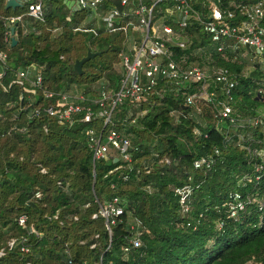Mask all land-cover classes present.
<instances>
[{
  "label": "trees",
  "instance_id": "obj_1",
  "mask_svg": "<svg viewBox=\"0 0 264 264\" xmlns=\"http://www.w3.org/2000/svg\"><path fill=\"white\" fill-rule=\"evenodd\" d=\"M200 1L192 5L202 14ZM229 1L223 0L227 8ZM167 4L157 3L152 19L185 39L184 47H172V58L204 49L210 66L226 68L236 79L227 100L234 112L246 119L264 111L262 57L252 52L261 62L244 72L234 52L217 51L197 20L179 28ZM16 9L0 0V50L7 53L5 65L0 62V264H264V204L259 209L256 203L264 170H255L261 159L250 151L264 146L261 132L217 119L212 106L184 104L191 85L175 91L159 82L136 107L129 99L117 105L107 124L128 134L130 161L94 162L85 130L99 129L100 120L59 125L44 112L30 116L46 101L30 102L26 86L9 83L18 68L34 65L49 90L71 88L85 97L115 92L123 76L119 53L131 31H105L95 27L90 11L69 13L48 4L43 20L24 17L12 45L4 40L3 17ZM78 26L96 32L74 30ZM87 49L101 54L84 62L79 75L73 64ZM214 85L215 98H226L222 84ZM141 109L145 113L131 123ZM201 157L212 159L208 169L193 167ZM184 189L186 211L178 193ZM235 195L245 206L231 216L228 203ZM113 197L122 214L106 223L98 210ZM20 215L24 225L17 223ZM134 238L140 246H132ZM22 244L28 252L20 251Z\"/></svg>",
  "mask_w": 264,
  "mask_h": 264
},
{
  "label": "built area",
  "instance_id": "obj_2",
  "mask_svg": "<svg viewBox=\"0 0 264 264\" xmlns=\"http://www.w3.org/2000/svg\"><path fill=\"white\" fill-rule=\"evenodd\" d=\"M17 1L19 3L17 7H23V11L3 17L4 25L7 28L4 33V40H9V42H11L12 36L16 38V34L11 33V27H14V30L18 26L22 27L24 17L43 20L45 5L53 2L52 0ZM109 1L117 3V6H105V0H56V3H59L69 13L90 11L105 31L121 30L125 34L128 30L131 31L125 42V50L119 53L123 76L117 91L104 90L96 97H85L80 92L69 90L55 92L43 86L42 76L37 72L34 65L25 69L18 68L13 73L9 85L15 83L22 87L26 86L24 89L30 102H38L40 97L43 102L46 101L43 105H36L30 116L44 112L59 125L70 124L74 121L90 123L95 119L100 120L99 129L90 126L85 130L93 161L103 158L114 161H130L128 134L124 133L123 130L107 127L117 105L125 99H129L133 103V107H136L140 100L145 99V94L151 92L159 82L168 84L170 90L175 91L181 87H187L186 85H191L193 89L186 94L184 104L212 106L214 116L217 119H228L240 127L245 125L254 127L261 132L264 140V111L244 119L236 114L227 103V100H231L229 90L236 83L232 74L223 67L206 66L204 68L205 65L199 66L197 63L187 62L189 57L186 54H183L179 61L174 60L172 47H184L185 39L160 18L158 20L152 19L153 7L157 3H169L165 6V11L169 15H173L172 21L179 28H185L189 20H197L201 25V30L207 34L211 42L218 44L217 51H222L226 47L234 52L243 46L253 53H258L264 60V27L261 25L264 16L263 0H256L253 3H243V0H230L228 8L224 6L223 0H199L202 14L199 13L200 10L194 9L193 0ZM79 29L96 32L95 27L80 28L78 26L74 28V30ZM132 32H135L136 35H132ZM6 58L7 53L0 50V62L4 65ZM2 74L3 72H0V77ZM217 83L222 84L221 90L226 94V98L224 97L223 100L215 98L214 84ZM257 91L259 94L261 93V89ZM144 113V109L136 112L130 120L131 123L134 122L137 115ZM194 132L197 133L196 128ZM247 150L249 149L247 148ZM250 151L253 156L261 159V162L255 165V170H264V163L262 162L264 160V146L253 148ZM211 161V158L201 157L193 161V167L195 169H208ZM178 193H180L179 203L183 211H186L188 209L186 198L189 191L184 189ZM35 196L39 197L40 193L36 192ZM118 201L117 197H113L100 206L98 213L105 218L106 223H113V217L122 214V208ZM256 203L261 209L264 204V184L263 193L256 200ZM228 205L231 216L236 215L237 211L244 209L245 206L237 195ZM25 220L26 216L20 215L17 220L18 225H24ZM107 228L109 229V226ZM13 243L14 240L8 241V247L11 248ZM131 243L133 247H138L141 244L139 238L132 239ZM128 248L125 247L124 251H127ZM20 251L26 253L28 247L22 244Z\"/></svg>",
  "mask_w": 264,
  "mask_h": 264
},
{
  "label": "rangeland",
  "instance_id": "obj_3",
  "mask_svg": "<svg viewBox=\"0 0 264 264\" xmlns=\"http://www.w3.org/2000/svg\"><path fill=\"white\" fill-rule=\"evenodd\" d=\"M50 6L52 8H54L55 6H57L56 2H52L50 4ZM23 11V7H17L16 11H14V13H21ZM206 40H208V38H206ZM209 44V43H208ZM204 50V49H203ZM201 48H197L196 52L193 55H189L190 58V62L193 63H201V65H205L204 68L207 66L209 67L212 63V59H210V55H207L206 57H202V55L204 54ZM193 53V52H192ZM252 53V51H245V50H234V54L238 57L239 62L243 65V71L247 72V70L251 67H253L255 65V63L257 62H261L260 60H256V58L252 55H250ZM210 59V60H209ZM69 91H73L70 90Z\"/></svg>",
  "mask_w": 264,
  "mask_h": 264
},
{
  "label": "water",
  "instance_id": "obj_4",
  "mask_svg": "<svg viewBox=\"0 0 264 264\" xmlns=\"http://www.w3.org/2000/svg\"><path fill=\"white\" fill-rule=\"evenodd\" d=\"M53 1H56V0H53ZM5 6L7 8L8 7L14 8V7L19 6V3L17 0H7ZM11 33L12 34L14 33V27H11ZM15 43H16V38L12 36L11 37V44L14 45ZM100 54H101L100 51L95 52V51H91L90 49H87L86 54L83 57L74 61V64H73L74 70L79 75H81L83 73V70H82L83 63L90 60V59H93L95 56H98Z\"/></svg>",
  "mask_w": 264,
  "mask_h": 264
},
{
  "label": "crops",
  "instance_id": "obj_5",
  "mask_svg": "<svg viewBox=\"0 0 264 264\" xmlns=\"http://www.w3.org/2000/svg\"><path fill=\"white\" fill-rule=\"evenodd\" d=\"M53 1V0H52ZM53 2H56V1H53ZM57 5H59V3H57ZM59 6H61V5H59ZM66 10V9H65ZM82 12H84V11H82ZM86 12H84V14H85ZM93 18H95L94 16H93ZM94 25H95V27L97 26V27H101V24H100V22H98L97 21V19L95 18V23H94ZM94 27V26H93Z\"/></svg>",
  "mask_w": 264,
  "mask_h": 264
}]
</instances>
